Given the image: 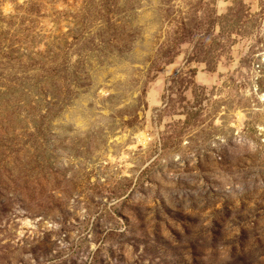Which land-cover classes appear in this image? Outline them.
<instances>
[{"label": "rangeland", "instance_id": "1", "mask_svg": "<svg viewBox=\"0 0 264 264\" xmlns=\"http://www.w3.org/2000/svg\"><path fill=\"white\" fill-rule=\"evenodd\" d=\"M0 264H264V0H0Z\"/></svg>", "mask_w": 264, "mask_h": 264}, {"label": "bare ground", "instance_id": "2", "mask_svg": "<svg viewBox=\"0 0 264 264\" xmlns=\"http://www.w3.org/2000/svg\"><path fill=\"white\" fill-rule=\"evenodd\" d=\"M27 224H28V225H31V222H30L29 220H27Z\"/></svg>", "mask_w": 264, "mask_h": 264}]
</instances>
